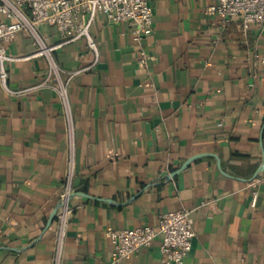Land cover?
<instances>
[{
    "label": "crops",
    "instance_id": "0c3cea01",
    "mask_svg": "<svg viewBox=\"0 0 264 264\" xmlns=\"http://www.w3.org/2000/svg\"><path fill=\"white\" fill-rule=\"evenodd\" d=\"M212 0H152L155 30L142 45L126 21L101 14L85 38L56 52L69 70L77 168L64 264H108L109 226L157 225L194 210L197 235L184 264H264V29L208 12ZM50 42L56 26L43 24ZM36 48L20 32L9 51ZM150 64L140 61V51ZM13 90L35 86L43 56L8 62ZM256 75V76H255ZM253 84V85H252ZM68 157L66 124L50 88L11 93L0 78V264H52ZM162 238L122 264H162Z\"/></svg>",
    "mask_w": 264,
    "mask_h": 264
},
{
    "label": "built area",
    "instance_id": "2783aa9c",
    "mask_svg": "<svg viewBox=\"0 0 264 264\" xmlns=\"http://www.w3.org/2000/svg\"><path fill=\"white\" fill-rule=\"evenodd\" d=\"M208 12L219 16L224 22L239 17L246 31L253 25L264 29V0H212ZM101 14H105L110 21L128 22L132 28L134 40L140 45L155 30V11L152 0H0L2 85L11 93H20L34 88L54 90L61 100L66 124L68 157L64 188L57 210L56 242L52 264H64L63 251L73 211L71 200L75 191L76 124L69 87L76 74L90 68L69 70L58 62L56 52L66 44L85 38L88 46L96 52L98 59L99 46L92 33V26ZM43 24L56 26L59 41L54 43L49 41L41 30ZM23 31L32 36L36 48L24 56L13 55L9 51V44ZM38 56H43L48 63L44 78L31 88L11 89L7 83L8 62ZM254 58L256 66L264 73V53L256 52ZM150 59L151 55L145 49H141L139 61L148 67ZM263 184L264 171L248 183L254 195L253 205L257 202L259 189ZM105 234L113 244V252L108 264H122L124 259L137 254L142 248L151 246L158 237L162 238V264H184L193 249L197 235L194 210L185 208L165 212L160 215L157 225H140L123 229L109 226Z\"/></svg>",
    "mask_w": 264,
    "mask_h": 264
}]
</instances>
